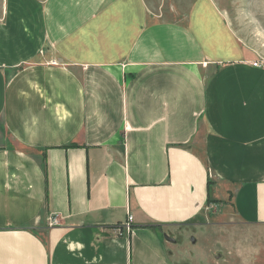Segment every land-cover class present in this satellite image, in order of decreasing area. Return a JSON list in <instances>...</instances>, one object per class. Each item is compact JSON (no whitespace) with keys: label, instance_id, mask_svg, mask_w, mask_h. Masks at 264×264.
<instances>
[{"label":"crops","instance_id":"obj_1","mask_svg":"<svg viewBox=\"0 0 264 264\" xmlns=\"http://www.w3.org/2000/svg\"><path fill=\"white\" fill-rule=\"evenodd\" d=\"M159 17L1 0L0 264H189L210 199L264 225V57L214 0Z\"/></svg>","mask_w":264,"mask_h":264},{"label":"rangeland","instance_id":"obj_2","mask_svg":"<svg viewBox=\"0 0 264 264\" xmlns=\"http://www.w3.org/2000/svg\"><path fill=\"white\" fill-rule=\"evenodd\" d=\"M192 1L147 0L161 20L177 19ZM214 2L237 37L264 57V0ZM189 242V264H264V225L241 222L228 201L210 203L199 238L193 234Z\"/></svg>","mask_w":264,"mask_h":264},{"label":"built area","instance_id":"obj_3","mask_svg":"<svg viewBox=\"0 0 264 264\" xmlns=\"http://www.w3.org/2000/svg\"><path fill=\"white\" fill-rule=\"evenodd\" d=\"M255 67L260 66V64L257 62L254 64ZM132 222H133V216H129L128 221L123 224V228L126 230H130L132 228ZM59 225V218L58 217H51L50 218V226L55 227Z\"/></svg>","mask_w":264,"mask_h":264},{"label":"water","instance_id":"obj_4","mask_svg":"<svg viewBox=\"0 0 264 264\" xmlns=\"http://www.w3.org/2000/svg\"><path fill=\"white\" fill-rule=\"evenodd\" d=\"M164 238H165L166 241H168L170 243H173V244L176 243V240L174 238L170 237L168 234H165L164 235ZM193 243H196V240L195 239H193Z\"/></svg>","mask_w":264,"mask_h":264},{"label":"trees","instance_id":"obj_5","mask_svg":"<svg viewBox=\"0 0 264 264\" xmlns=\"http://www.w3.org/2000/svg\"><path fill=\"white\" fill-rule=\"evenodd\" d=\"M212 202H215L216 203V201H212L211 199L209 200V203H212Z\"/></svg>","mask_w":264,"mask_h":264}]
</instances>
